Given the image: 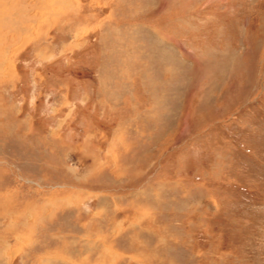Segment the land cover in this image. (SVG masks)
<instances>
[{"label": "rangeland", "instance_id": "obj_1", "mask_svg": "<svg viewBox=\"0 0 264 264\" xmlns=\"http://www.w3.org/2000/svg\"><path fill=\"white\" fill-rule=\"evenodd\" d=\"M28 1L0 51V264H264V0Z\"/></svg>", "mask_w": 264, "mask_h": 264}, {"label": "bare ground", "instance_id": "obj_2", "mask_svg": "<svg viewBox=\"0 0 264 264\" xmlns=\"http://www.w3.org/2000/svg\"><path fill=\"white\" fill-rule=\"evenodd\" d=\"M42 5H45V3L43 2ZM29 7L30 3L28 0H0V51L2 50L1 48L7 44H5V41L9 35L14 36L21 31L17 25L20 21L29 18V16H27L28 13H25L26 8L29 9ZM30 18L29 20H31ZM1 58H3V56L0 54V61ZM1 69L2 68L0 67V70Z\"/></svg>", "mask_w": 264, "mask_h": 264}, {"label": "crops", "instance_id": "obj_3", "mask_svg": "<svg viewBox=\"0 0 264 264\" xmlns=\"http://www.w3.org/2000/svg\"><path fill=\"white\" fill-rule=\"evenodd\" d=\"M69 94H70V91L65 92L64 95L62 94L61 99H59L57 101V121L73 120L74 118L78 119V116L75 115V113L77 112V109H79L80 107H83L82 105L85 104V103H83V101H81L82 103L79 102V99H76L74 101H70V98L68 97ZM64 105H66L67 107H72V108L70 110L69 109L67 110L66 109L67 107L63 108ZM80 110H81V108H80ZM87 110H88V108H87ZM95 118H97V117H95V115L91 114V116L88 119L93 120Z\"/></svg>", "mask_w": 264, "mask_h": 264}]
</instances>
